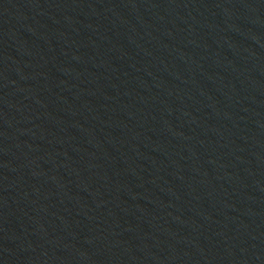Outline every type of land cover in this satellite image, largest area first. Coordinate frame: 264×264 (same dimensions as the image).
I'll return each instance as SVG.
<instances>
[{"label": "water", "instance_id": "1", "mask_svg": "<svg viewBox=\"0 0 264 264\" xmlns=\"http://www.w3.org/2000/svg\"><path fill=\"white\" fill-rule=\"evenodd\" d=\"M0 264H264V0H0Z\"/></svg>", "mask_w": 264, "mask_h": 264}]
</instances>
